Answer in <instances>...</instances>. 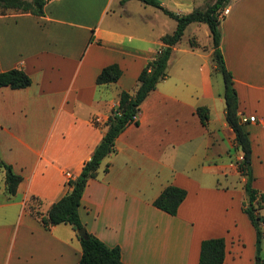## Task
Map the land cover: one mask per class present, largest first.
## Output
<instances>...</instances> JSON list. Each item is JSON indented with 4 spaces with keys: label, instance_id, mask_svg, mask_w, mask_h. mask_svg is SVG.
Instances as JSON below:
<instances>
[{
    "label": "crops",
    "instance_id": "0c3cea01",
    "mask_svg": "<svg viewBox=\"0 0 264 264\" xmlns=\"http://www.w3.org/2000/svg\"><path fill=\"white\" fill-rule=\"evenodd\" d=\"M158 1L180 14L203 4ZM227 8L221 49L239 115L255 116L243 127L251 185L264 192V0H230ZM167 17L140 0H48L42 16L0 15V72L19 67L31 78L24 88L0 87V157L21 176L9 195L0 168V264L78 263L72 226L44 228L26 202L35 196L45 211L67 192L68 174L77 177L91 157L120 91L133 92L160 37L175 29ZM188 29L196 43H183V34L172 48L167 75L142 101L138 124L119 134L115 152L87 181L79 217L87 232L120 248L125 264H198L201 241L214 237L224 239L223 264H254L255 229L242 210L246 178L237 170L242 152L225 120L223 88L213 84L209 31L200 23ZM112 63L119 79L97 84ZM199 106L208 109L206 124ZM167 185L186 190L175 215L153 205ZM261 257L264 263V237Z\"/></svg>",
    "mask_w": 264,
    "mask_h": 264
},
{
    "label": "trees",
    "instance_id": "16d2710c",
    "mask_svg": "<svg viewBox=\"0 0 264 264\" xmlns=\"http://www.w3.org/2000/svg\"><path fill=\"white\" fill-rule=\"evenodd\" d=\"M48 0H0V15L8 11L30 13L35 16L44 15V6ZM125 0H121L124 2ZM145 4L159 8L163 13L176 21L175 29L160 37L161 48L147 61L137 76L136 87L133 92L122 90L119 93L118 104L113 108L106 120V130L101 141L95 147L91 157L84 162L77 177H68L67 192L54 201L47 210H41V200L35 196L26 202L27 210L36 217L44 228L64 223L69 224L76 232L81 245V255L77 264H125L121 260L118 246H108L92 233L87 232L84 238L77 232L84 228L79 217L81 197L87 181L98 175L101 162L115 152V140L129 125L138 124L137 115L140 105L146 96L156 87L157 83L167 75V64L172 48L181 41L185 29L190 23L205 24L211 39V61L213 71L222 75V96L225 104V120L234 133L236 148L242 152V159L237 162V170L246 178L244 184L245 199L242 210L249 218L255 229V260L254 264H264L261 257V243L264 228L261 222L264 216L260 209L264 206V192L253 188L251 172V142L245 131L238 112L239 99L233 85L231 72L228 70L221 49V19L220 12L227 7L230 0H212L205 7H196L192 11L180 14L171 11L160 4L158 0H140ZM193 44L192 41H190ZM121 68L117 63L104 66L96 77L97 84L116 82L121 76ZM31 84L30 76L19 67L0 72V87L9 86L12 89L24 88ZM196 113L202 124L208 120V109L205 106L196 108ZM0 168L5 171V192L13 195L21 181V176L0 157ZM108 165L104 167L107 171ZM186 196V190L167 185L153 205L164 212L175 215L177 209ZM225 243L222 237L203 239L200 243L198 264H223Z\"/></svg>",
    "mask_w": 264,
    "mask_h": 264
},
{
    "label": "rangeland",
    "instance_id": "374dc122",
    "mask_svg": "<svg viewBox=\"0 0 264 264\" xmlns=\"http://www.w3.org/2000/svg\"><path fill=\"white\" fill-rule=\"evenodd\" d=\"M212 0H203V4L201 5V7H205L207 4H209ZM169 18V17H167ZM170 19V18H169ZM190 33V30H186L184 32V38H183V43L186 42V39H188L189 37V40L192 41L193 43H196L195 39H196V36H191L189 35ZM195 33L197 34L198 38H200L201 40H206V38L204 37L203 39V30L201 28H197L195 30ZM210 42V41H209ZM211 43V42H210ZM203 46H205L204 48H208L207 46V43H203ZM213 75H212V80H213V84L215 87L219 88V89H222L223 88V81H222V75L220 72L218 71H213Z\"/></svg>",
    "mask_w": 264,
    "mask_h": 264
},
{
    "label": "built area",
    "instance_id": "2783aa9c",
    "mask_svg": "<svg viewBox=\"0 0 264 264\" xmlns=\"http://www.w3.org/2000/svg\"><path fill=\"white\" fill-rule=\"evenodd\" d=\"M229 9L226 7L224 8L221 12H220V18H223L224 15H226L228 13ZM242 122H248V121H255V116L254 115H250V116H245V117H241ZM242 159V156L240 157V160ZM69 177H71L68 174ZM261 226L264 227V221L261 222Z\"/></svg>",
    "mask_w": 264,
    "mask_h": 264
},
{
    "label": "water",
    "instance_id": "95a60500",
    "mask_svg": "<svg viewBox=\"0 0 264 264\" xmlns=\"http://www.w3.org/2000/svg\"><path fill=\"white\" fill-rule=\"evenodd\" d=\"M77 232L80 234V236H82L84 238L87 236V232H86L85 228H80Z\"/></svg>",
    "mask_w": 264,
    "mask_h": 264
}]
</instances>
